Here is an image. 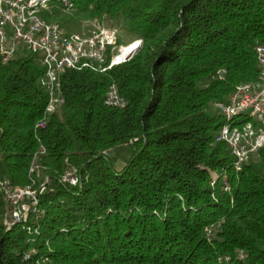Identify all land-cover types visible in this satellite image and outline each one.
I'll list each match as a JSON object with an SVG mask.
<instances>
[{"label":"trees","instance_id":"obj_1","mask_svg":"<svg viewBox=\"0 0 264 264\" xmlns=\"http://www.w3.org/2000/svg\"><path fill=\"white\" fill-rule=\"evenodd\" d=\"M55 1L66 30L98 18L142 45L106 71L65 69L42 129L40 53L0 57V180L45 184L11 229L0 188V264H264V149L236 171L215 140L218 104L258 78L264 0ZM113 85L125 106L106 104Z\"/></svg>","mask_w":264,"mask_h":264},{"label":"built area","instance_id":"obj_2","mask_svg":"<svg viewBox=\"0 0 264 264\" xmlns=\"http://www.w3.org/2000/svg\"><path fill=\"white\" fill-rule=\"evenodd\" d=\"M63 2L66 6L64 10H69L71 3L68 0ZM58 9L59 4L55 0H0L2 61L9 62L20 48L41 55L44 72L39 81L48 94V102L44 116L36 124L37 129L45 128L50 115L65 103L61 82L65 69L106 71L129 60L142 45V39L120 42V29L106 26L98 18L89 21L86 31L69 32L58 22L47 18ZM138 42L134 50L127 52ZM255 50L260 68L258 78L238 85L228 101L218 104L226 121L218 129L215 140L230 149L235 158L236 171L242 170L252 155L264 149V44H258ZM105 102L115 107L126 105L116 85L108 91ZM45 151V147L41 146L40 152ZM33 170L34 167L31 168ZM62 181L71 186L82 183L79 169L71 166L63 174ZM0 188L9 206L5 225L11 229L16 223L29 221L30 212L38 205V196L45 189V184L37 189L33 185H15L5 179L0 180ZM28 229L31 230L30 227ZM207 233L211 236L213 229L207 228Z\"/></svg>","mask_w":264,"mask_h":264},{"label":"rangeland","instance_id":"obj_3","mask_svg":"<svg viewBox=\"0 0 264 264\" xmlns=\"http://www.w3.org/2000/svg\"><path fill=\"white\" fill-rule=\"evenodd\" d=\"M55 13H56V11L53 12L51 15L56 16ZM63 13H66V12H63ZM54 14H55V15H54ZM91 20H93V19H85V20H82L81 23H80V25H75L73 31H71V32H83V31H86V30L88 29V24L90 25L89 21H91ZM100 21H101V20H100ZM54 22H58V23H60L58 20H54ZM103 24H105L106 26L109 25L108 22H104ZM109 26H110V25H109ZM69 32H70V31H69ZM128 41H129V40L120 41V42H122V43H127ZM20 50H23V49L20 48ZM26 51H28V50H26Z\"/></svg>","mask_w":264,"mask_h":264},{"label":"bare ground","instance_id":"obj_4","mask_svg":"<svg viewBox=\"0 0 264 264\" xmlns=\"http://www.w3.org/2000/svg\"><path fill=\"white\" fill-rule=\"evenodd\" d=\"M138 44H139V42L133 44L132 46H130V47L127 49V52H130V51L134 50V49L138 46Z\"/></svg>","mask_w":264,"mask_h":264}]
</instances>
